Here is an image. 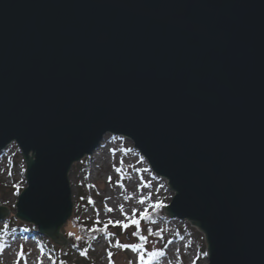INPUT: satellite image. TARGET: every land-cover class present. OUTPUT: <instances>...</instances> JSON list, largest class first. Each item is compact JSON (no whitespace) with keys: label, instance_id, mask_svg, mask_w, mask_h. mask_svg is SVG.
Returning <instances> with one entry per match:
<instances>
[{"label":"water","instance_id":"obj_1","mask_svg":"<svg viewBox=\"0 0 264 264\" xmlns=\"http://www.w3.org/2000/svg\"><path fill=\"white\" fill-rule=\"evenodd\" d=\"M107 135L167 180L165 214L204 233L208 264H264V0H0L16 218L67 243L70 170Z\"/></svg>","mask_w":264,"mask_h":264},{"label":"rangeland","instance_id":"obj_2","mask_svg":"<svg viewBox=\"0 0 264 264\" xmlns=\"http://www.w3.org/2000/svg\"><path fill=\"white\" fill-rule=\"evenodd\" d=\"M8 151L2 161L7 164V172L2 178H9L11 173L10 176H15L16 184H6L0 179V206L11 211L8 219L0 222V264H52L45 248L49 247L52 252L53 248L44 245V236L37 232L34 225L25 224L34 228L33 233L5 230L9 219H12L11 224L16 225L15 221L24 224L16 218V203L22 190L27 187L26 165L20 149L14 144ZM69 179L74 213L60 231L67 243L57 245L47 238L54 246L66 250L73 245L69 236L74 230L73 220L77 219L90 225L101 224L108 227L105 235L94 240V249L90 254L94 264H129V261L136 264L139 253L131 248L122 249L117 246V242L140 243L132 235L137 230L141 232V236H147L145 247L148 250H162L165 253L153 264H208V257L202 255L203 252H208V245L204 233L199 228L192 226L188 221H180L166 214L161 218H154L158 209L152 208L151 203L163 201L166 205L163 208H167L174 192L166 179L155 175L130 139L123 136H105L91 156L73 165ZM147 195L152 197V201L141 205L139 200ZM121 204L129 216L132 215L133 208H148L153 218L149 224L142 218L139 229L130 226L124 230L121 226H113L108 223L109 220L129 222L119 209ZM109 208L114 211L109 212ZM96 221L100 223H95Z\"/></svg>","mask_w":264,"mask_h":264},{"label":"trees","instance_id":"obj_3","mask_svg":"<svg viewBox=\"0 0 264 264\" xmlns=\"http://www.w3.org/2000/svg\"><path fill=\"white\" fill-rule=\"evenodd\" d=\"M6 154L7 151L5 153H0V160L3 159ZM162 216H165V208H159L156 214L154 215V218H161ZM11 220L12 219L9 220V224H7L5 227V230L7 232L13 230H21L26 233L34 232V228L32 226H26L25 224L19 223L18 221H15L16 225H14L11 224ZM144 221L146 224H149L150 219H145ZM73 223L74 230L69 236L73 242V245L66 250H63L61 247H56V245L54 246L55 243L53 244L50 240L47 239L49 237L42 235L46 237H42L44 240V245L46 247L49 245L53 248V252L48 249L49 247L45 248V252L50 256L52 264H94L93 261H91L92 259L90 258L91 250L94 249V240L100 238V236L102 235H105L108 232V227L106 228V230L101 231V229L105 228V225H90L88 223H83L77 219H74ZM136 232L137 235L135 236V239L139 240L141 243V232L139 230H137ZM77 237H79V239H77Z\"/></svg>","mask_w":264,"mask_h":264},{"label":"snow or ice","instance_id":"obj_4","mask_svg":"<svg viewBox=\"0 0 264 264\" xmlns=\"http://www.w3.org/2000/svg\"><path fill=\"white\" fill-rule=\"evenodd\" d=\"M9 174H11V173H9ZM14 186L18 187V185H14ZM81 198L83 199V197H81ZM150 201H152V197L150 195H147V196H143L139 200V203L141 205H144V204L149 203ZM165 206L166 205H164L163 201H155V202L151 203V207L156 208V209L163 208ZM119 209H120L121 213L125 216V219L128 220L129 222L125 223L124 221H121V220H117V221L109 220L108 223L112 224L113 226H121L122 229H124V230L128 229L130 226H135L137 229H139L142 218L143 219H151L148 208H144L143 210H141L139 208H133L131 216H129L126 212H124V206L122 204L119 205ZM108 211L112 212V211H114V209L109 208ZM137 213H139V216H137ZM98 214H99V212L97 210V215ZM95 223H100V221H96ZM106 228H107V225H105V228L101 229V231L106 230ZM109 235H111V233ZM132 235L136 236L137 232H133ZM77 239H79V237H77ZM147 239H148L147 236H140V240L143 241V243L119 244V242H117V246L122 248V249L131 248L132 250L138 252L139 255L137 257L136 264H153V262L156 259L164 256L165 253L162 250H148L145 247ZM109 255H111V254H109ZM202 255L204 257H209L208 252H203ZM129 264H132V261H129Z\"/></svg>","mask_w":264,"mask_h":264},{"label":"built area","instance_id":"obj_5","mask_svg":"<svg viewBox=\"0 0 264 264\" xmlns=\"http://www.w3.org/2000/svg\"><path fill=\"white\" fill-rule=\"evenodd\" d=\"M2 165V166H1ZM0 170H1V172H0V179H2V181L4 180L5 182H6V184L8 183V184H13L15 181V176L14 175H11L10 176V174H9V178L8 177H4V178H2L3 176H4V174L7 172V164L5 165L4 164V162H0ZM8 169H10V168H8Z\"/></svg>","mask_w":264,"mask_h":264}]
</instances>
